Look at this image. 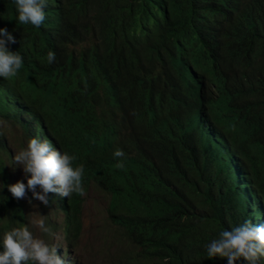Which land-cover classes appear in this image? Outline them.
Listing matches in <instances>:
<instances>
[{
  "label": "trees",
  "instance_id": "trees-1",
  "mask_svg": "<svg viewBox=\"0 0 264 264\" xmlns=\"http://www.w3.org/2000/svg\"><path fill=\"white\" fill-rule=\"evenodd\" d=\"M44 11L39 28L20 24L0 0L23 56L0 78V115L84 166L85 196L49 194L68 247L93 192L108 205L105 264H227L207 256L219 232L264 224V0H47ZM6 149L0 135L8 185ZM25 209L0 185V238Z\"/></svg>",
  "mask_w": 264,
  "mask_h": 264
},
{
  "label": "clouds",
  "instance_id": "clouds-1",
  "mask_svg": "<svg viewBox=\"0 0 264 264\" xmlns=\"http://www.w3.org/2000/svg\"><path fill=\"white\" fill-rule=\"evenodd\" d=\"M14 3L20 24H31L39 28L44 23L47 0H14ZM15 43L17 40L12 32L7 28H0V78L11 79L17 76L23 66V56L8 47ZM47 59L49 63L55 62L56 53L49 51ZM2 116L6 117V114L2 112ZM27 142L26 148L16 152L13 158L15 165L22 166L27 184L23 180L8 185L0 183L3 188L7 187L12 198L22 201L31 191L33 199L50 206L56 202L50 201V193L61 200L70 198L73 193L81 197L87 194L83 187L84 166L74 165L75 156L62 152L39 137ZM113 155L123 158L125 152L117 148ZM10 160L12 161L11 158ZM8 162L9 159L6 164ZM118 167H123V163ZM46 219L45 215L40 214L29 223L4 232L0 238V246L3 248L0 251V264H67L66 259L59 255L61 250L58 254V244L48 243L33 230L55 235L47 226ZM207 256L212 260H226L227 264H260L264 258V224L247 220L230 230H221L218 237L207 245Z\"/></svg>",
  "mask_w": 264,
  "mask_h": 264
},
{
  "label": "rangeland",
  "instance_id": "rangeland-1",
  "mask_svg": "<svg viewBox=\"0 0 264 264\" xmlns=\"http://www.w3.org/2000/svg\"><path fill=\"white\" fill-rule=\"evenodd\" d=\"M0 135L7 144L6 159H9L7 170L11 174L13 182L23 180L27 184L22 166L15 165L13 159L15 153L26 148L28 143L22 128L16 120L0 116ZM29 200H31V203H29ZM22 201L26 207L25 224L40 214L46 216L47 226L55 235L41 233L38 229L33 230L36 235L45 239L48 243L58 244V254L61 250L59 254L61 257L62 251H65L68 261L71 260V262L76 260L81 264H105V256L110 251L111 242V236L104 225V213L108 209V205L97 194L92 192L86 198L84 208L85 229L77 250H71L68 247V238L62 228L64 214L57 210V206H45L39 200L32 198L31 191L28 192L27 198Z\"/></svg>",
  "mask_w": 264,
  "mask_h": 264
}]
</instances>
